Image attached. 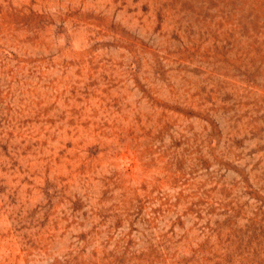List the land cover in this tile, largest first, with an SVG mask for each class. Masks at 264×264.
Masks as SVG:
<instances>
[{
    "label": "rangeland",
    "instance_id": "obj_1",
    "mask_svg": "<svg viewBox=\"0 0 264 264\" xmlns=\"http://www.w3.org/2000/svg\"><path fill=\"white\" fill-rule=\"evenodd\" d=\"M0 264H264V0H0Z\"/></svg>",
    "mask_w": 264,
    "mask_h": 264
}]
</instances>
